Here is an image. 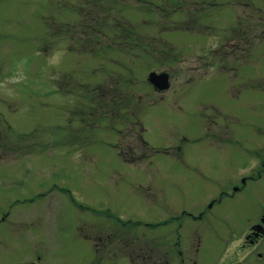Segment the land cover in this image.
<instances>
[{
  "label": "rangeland",
  "instance_id": "374dc122",
  "mask_svg": "<svg viewBox=\"0 0 264 264\" xmlns=\"http://www.w3.org/2000/svg\"><path fill=\"white\" fill-rule=\"evenodd\" d=\"M81 2L0 0V264H264V0L115 1L137 59Z\"/></svg>",
  "mask_w": 264,
  "mask_h": 264
},
{
  "label": "trees",
  "instance_id": "16d2710c",
  "mask_svg": "<svg viewBox=\"0 0 264 264\" xmlns=\"http://www.w3.org/2000/svg\"><path fill=\"white\" fill-rule=\"evenodd\" d=\"M115 1L118 0H82V2L79 3L77 6V12L80 14L79 25L81 26L83 24L84 26L83 28L85 29L90 26V30H89L90 33H86V35L87 36L91 35L94 38L93 43L95 46L101 44L102 39H104V42L106 43L107 41L106 37L112 40L111 41L112 43L119 42L120 44H123V42L119 40L122 38L127 43L125 49L119 47L117 50H113V52L116 53L118 52L120 55H122L121 53H123L122 55L123 57L133 58V59H137L138 56L140 55H148V56L151 55L153 53L152 48L149 47L148 49L145 50L144 48L147 46L143 45L146 44V41L144 40H147L148 37H144L141 34H139V36H141V39H138V41L139 43H142L143 46L135 47L133 45L134 39L132 38V36L134 32L131 30L130 26L127 27V24L123 20V17H121V15L123 16L122 14L123 10H121L123 9V7L119 9L121 12L119 11L118 13L116 12L115 14L112 13L113 9L115 8V5L113 4ZM175 5L176 6H174L173 9L178 7V4L175 3ZM175 14L169 15L171 16L170 19L172 21L177 20V18L174 16ZM196 18L198 19V17ZM171 26L175 27V24L171 23ZM172 29L178 31L181 30L182 32L184 31L188 32V29L190 28H187V26L181 22V25L178 28H172ZM95 46L93 47V49L95 48ZM101 49L103 50V52H101L102 57H100V59H103V62H105L104 58H106L107 53L104 52V48ZM136 50H138L137 53L135 52ZM103 62L100 65H102L101 68L103 69L104 72L106 66H104ZM125 63L126 62L124 61V59L120 56L119 69H121L122 71H119L117 74H113L116 76L114 79L111 78L110 82L103 81L104 78H102V81H98L100 83L97 87L98 96L100 97V99L103 98L101 99V101L107 99L106 98L107 96H111L109 99H107L108 100L107 102H99L100 104L108 103L111 102L112 100H115L116 103H119L120 99L118 100L116 98H119V96H121L120 94L123 93L122 89L131 86L130 78H132L133 73L132 70H128L127 72H125V68H126L124 66ZM107 75H109V72H106V75H104V77ZM102 84L106 86L103 87Z\"/></svg>",
  "mask_w": 264,
  "mask_h": 264
},
{
  "label": "water",
  "instance_id": "95a60500",
  "mask_svg": "<svg viewBox=\"0 0 264 264\" xmlns=\"http://www.w3.org/2000/svg\"><path fill=\"white\" fill-rule=\"evenodd\" d=\"M168 78H169V75L167 72H160V73H157V72H154V71H150L148 76H147V81L149 83H151L156 90L158 91H161V90H164V89H167L169 87V82H168ZM261 223L264 222V214L261 218ZM253 229H255L256 231L260 230L262 231V228H261V225L260 224H255L253 225L252 227ZM27 264H35L34 262H30V263H27Z\"/></svg>",
  "mask_w": 264,
  "mask_h": 264
},
{
  "label": "clouds",
  "instance_id": "9594fccd",
  "mask_svg": "<svg viewBox=\"0 0 264 264\" xmlns=\"http://www.w3.org/2000/svg\"><path fill=\"white\" fill-rule=\"evenodd\" d=\"M64 56H65V52L62 48H55L47 57V63L52 66H59L62 63ZM11 79L13 80L23 79V75L21 74Z\"/></svg>",
  "mask_w": 264,
  "mask_h": 264
},
{
  "label": "flooded vegetation",
  "instance_id": "af4514ba",
  "mask_svg": "<svg viewBox=\"0 0 264 264\" xmlns=\"http://www.w3.org/2000/svg\"><path fill=\"white\" fill-rule=\"evenodd\" d=\"M244 179H242V183H244ZM237 190V189H236ZM261 237V235H250L247 239H249L250 244H253L258 238ZM261 257V255H259Z\"/></svg>",
  "mask_w": 264,
  "mask_h": 264
}]
</instances>
